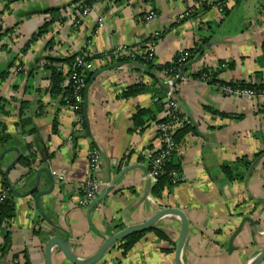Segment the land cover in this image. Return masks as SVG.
Segmentation results:
<instances>
[{"label": "crops", "instance_id": "0c3cea01", "mask_svg": "<svg viewBox=\"0 0 264 264\" xmlns=\"http://www.w3.org/2000/svg\"><path fill=\"white\" fill-rule=\"evenodd\" d=\"M85 1L0 0V74L6 72L0 79V132L7 136L0 155L17 149L0 166V192L6 181L15 202V215L0 219V264H45L46 218L68 232L69 245L86 259L104 237L166 207L182 210L189 220L184 264L250 263L264 246V96L223 95L195 75L211 69L229 84L264 86V0H93L81 18ZM186 10L191 14L180 19ZM151 11L156 16L147 20ZM152 35L156 65L201 47L172 89L180 111L197 124L175 158L185 179L158 196L147 178L148 159L161 146L158 119L168 107L157 99H168L170 75L141 60L111 67L116 62L93 58L79 122L63 95L52 92L48 68H58L67 85L66 58L114 47L142 52ZM134 85L141 88L125 96ZM139 109L152 110L143 124L134 121ZM93 150L101 158L100 177L111 186L102 185L93 203L80 206ZM24 157H32L30 165ZM41 169L50 173H41L39 189L46 194L36 206L38 189L26 196L13 190L32 189ZM181 227L179 217L168 215L126 253L119 241L95 264H177ZM53 264L72 263L54 247Z\"/></svg>", "mask_w": 264, "mask_h": 264}, {"label": "built area", "instance_id": "2783aa9c", "mask_svg": "<svg viewBox=\"0 0 264 264\" xmlns=\"http://www.w3.org/2000/svg\"><path fill=\"white\" fill-rule=\"evenodd\" d=\"M225 7V3L220 2L219 8L223 10ZM92 8V5L84 7L81 12L80 17L84 18L88 15ZM191 14V10H186L183 14L180 15V19L185 18L186 16ZM156 16L154 11H151L147 14L146 19L151 20ZM80 21V18L77 20ZM102 21V18L99 19ZM155 36H160L159 32L155 33ZM155 36L152 35L151 41L148 42V46L145 51L137 52L131 47H114L109 51H106L102 54V57L107 58L111 61L118 62L119 59L122 57H130L132 59L135 58H142L144 60H153L154 59V46L156 43ZM97 55L95 51H92L91 54H82L79 55L73 64V70L68 75L67 81L68 83H72L73 94H74V101L73 103H69V107L75 110L78 113V121H82V116L80 114V110L84 103V91L87 87V80L89 77V73L94 70V62L93 59H88L87 57ZM191 57V52L188 49H183L179 52L177 56L178 63L180 64V68L186 64ZM181 70V69H180ZM167 73L166 71H164ZM169 75V74H168ZM179 74L170 75L169 79L166 83H172V81L178 76ZM213 76V71L208 69L202 73L200 79L204 80L205 82H209V80ZM215 86L223 95H233L238 97H248L253 98L258 95L264 96V88L257 90L252 87H247L242 85L241 83H223L221 80H216L215 82L211 83ZM168 99L158 98L159 103H164L169 110H171L169 115V121L166 122H159L158 123V136L161 141V146L159 150L152 156L149 157V169L147 173V178L151 182V185H155L160 175L164 172V167L166 161L172 155L173 151L178 150V144L175 142L173 138V134L176 129L183 127L186 124L191 123L190 118L185 115L183 112L180 111L177 101L174 99V94L172 91H169ZM101 158L98 151L93 150L90 152L89 155V173L87 178L84 179L81 183V190L82 196L78 199V204L80 206H87L89 205L94 198L96 197L99 189L103 185V180L100 177V167H101ZM171 177L173 183L182 182L185 178L181 171L173 170L171 172ZM9 197V189H4L0 192V207L1 205L8 199Z\"/></svg>", "mask_w": 264, "mask_h": 264}, {"label": "water", "instance_id": "95a60500", "mask_svg": "<svg viewBox=\"0 0 264 264\" xmlns=\"http://www.w3.org/2000/svg\"><path fill=\"white\" fill-rule=\"evenodd\" d=\"M17 1V0H15ZM120 62H116L113 65H111V67L119 65ZM190 65V61H188L186 64L183 65L181 72L179 73V75L172 81V83H166L167 87H168V91H172L173 93V87H175V85L184 77L185 72L187 70V67ZM99 73V71H97L96 75ZM95 75V76H96ZM94 76V77H95ZM93 77V78H94ZM88 89V85L85 89V91H87ZM174 94V93H173ZM86 92H85V100L83 103V107L86 108L87 105V100H86ZM86 111V110H85ZM85 120L88 124V118L86 115V112L84 114ZM191 122L193 125L197 126L196 122L190 118ZM89 130V129H88ZM13 150H17L14 147H10V148H6L0 155V166L1 163L3 161V159L5 158V156L13 151ZM259 160V159H258ZM19 161V157H17L16 159H14L9 166L7 167V169L5 170V175H8L10 170L18 163ZM254 166V165H253ZM43 171H46L48 174L50 173L49 170L46 169H41L40 172L37 175V180H36V184L34 185V187L30 190L25 191L24 194L18 192V189L15 188L13 190V193L16 195H30L32 194L35 190H39L37 195H36V206L39 204L38 200L39 198L46 194L43 192V190L39 189V184H40V176L41 173ZM148 172V171H147ZM51 180H53V177L50 178ZM103 180V179H102ZM150 182V181H149ZM111 183L109 181H104L103 180V186H111ZM14 185V184H13ZM28 185V182H25L23 187H26ZM151 185V182H150ZM152 186V185H151ZM95 200V198H94ZM93 200V201H94ZM93 201L91 203H93ZM168 215H176L177 217L180 218L181 220V232L178 238V242H177V254H176V258H177V264H184L182 262V253L184 250V247L186 245L187 242V238H188V234H189V220L186 216V214L177 208L174 207H166V208H162L160 209L155 215H153L152 217H150L147 221H144L142 223H139L137 225H132V226H127L126 228H123L117 232L112 233L109 236L104 237V242L102 243V245L100 246V248L90 257L86 258V259H81L79 257V255H77L73 249L71 248V246L69 245V239H70V235L68 234V232L65 230H63L62 228L58 227L53 221H51V219L46 218V221L49 225V228H46L42 234V239L44 241H46V245H45V264H53V248L57 247L59 251H61V253H63V255L72 263V264H95L97 262H99L100 260L103 259V257L105 256V254L113 247L115 246L119 241L123 240L124 238L128 237L129 235L136 233V232H141V231H146L152 228H156L157 224L166 216ZM251 221V219H250ZM60 233V234H58ZM63 234H66L65 236ZM232 247V244H231ZM1 262V261H0ZM264 262V246L263 249L254 257V259L248 263V264H262Z\"/></svg>", "mask_w": 264, "mask_h": 264}, {"label": "trees", "instance_id": "16d2710c", "mask_svg": "<svg viewBox=\"0 0 264 264\" xmlns=\"http://www.w3.org/2000/svg\"><path fill=\"white\" fill-rule=\"evenodd\" d=\"M93 0H86L81 6L84 9V7L89 6L92 4ZM49 25V23H47L45 25V28H47ZM201 50V47L199 46H195L194 49L189 50L191 52V57L192 54L198 52ZM83 54V53H82ZM82 54H76L73 56H70L68 58H66L64 61L68 62V64H70V71L69 74L72 72L73 70V64L75 63L77 57L79 55ZM97 56H102V54H97L96 56H89L87 57L88 59H93ZM190 57V59H191ZM130 61V60H141L142 62H146L148 63V65L150 67H156V69L160 70V71H168L167 74L169 75H175V74H179L181 72L180 69V64L178 63L177 57L175 58V60L171 63H166L165 65H156L153 63L152 60H144L142 58H135L132 59L130 57H122L121 59H119L118 62H124V61ZM190 61V60H189ZM51 70V90L53 93H61L63 95V102L66 104L69 103H73L74 101V94H73V88H72V83H68L67 85H64L65 82V75H63L62 72L58 71V68L56 67H48ZM208 71V69L199 71L195 76L198 78H201L202 73ZM217 75L218 73L213 71V76L212 78L209 80L210 83L215 82L217 79ZM92 76V72L89 73V77L87 80V85L91 79ZM6 77V72H3L2 74H0V79H5ZM220 81V80H219ZM223 82V81H222ZM226 83V82H223ZM242 85L247 86V87H252L255 88L257 90L263 89L264 86L263 85H251V84H247L244 82H240ZM141 88V86L139 85H134L132 87H130L129 89H127L124 93L125 96H129L133 93H135L136 90H139ZM84 106V105H83ZM82 106L81 110H80V114L83 118V109L84 107ZM164 108V106L162 107V109ZM4 110V107L2 106V104L0 105V112ZM165 111V109H164ZM171 110H166L165 114L158 119V122H166L169 121V115H170ZM152 113V110H148V109H139L138 112L134 115V121L136 124H143L145 121L143 120V116L146 114H150ZM193 130V124L192 122L189 124L184 125L183 127H180L178 129H176V131L173 134V138L175 140V142L178 144V147L181 145L182 141L184 140L185 136L191 131ZM7 136L3 135L0 132V144L3 145L5 144V138ZM177 156V151H173L172 155L169 157V159L166 161L165 163V167H164V172L160 175L158 182L152 186V192L155 195H160L162 190L165 189V187L169 186L171 187L174 183L172 181V177H171V172L173 170H179L181 171L180 168V164L179 162L175 159ZM32 157H24L23 158V162L30 165L32 162ZM3 186L6 189H9V197L8 199L1 205L0 207V219H10L15 215V202L14 200L11 198V193H12V189L10 187V184L7 183L6 181L3 182ZM145 231H141V232H136L133 233L131 235H129L128 237L124 238L123 240H121V247L124 251V253H126L134 244L137 240L140 239V237L144 234ZM161 235H163V237H167L164 233H161Z\"/></svg>", "mask_w": 264, "mask_h": 264}, {"label": "bare ground", "instance_id": "6f19581e", "mask_svg": "<svg viewBox=\"0 0 264 264\" xmlns=\"http://www.w3.org/2000/svg\"><path fill=\"white\" fill-rule=\"evenodd\" d=\"M221 2H223V1H221ZM224 3V2H223ZM220 11H224V8H223V10H220Z\"/></svg>", "mask_w": 264, "mask_h": 264}]
</instances>
